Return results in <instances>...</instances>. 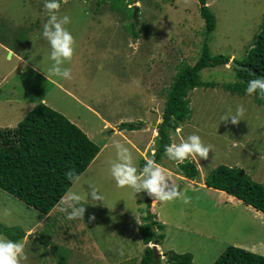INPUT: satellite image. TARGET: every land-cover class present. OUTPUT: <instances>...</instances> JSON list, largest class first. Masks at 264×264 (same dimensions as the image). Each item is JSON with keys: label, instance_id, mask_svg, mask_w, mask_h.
Here are the masks:
<instances>
[{"label": "rangeland", "instance_id": "1", "mask_svg": "<svg viewBox=\"0 0 264 264\" xmlns=\"http://www.w3.org/2000/svg\"><path fill=\"white\" fill-rule=\"evenodd\" d=\"M134 2L136 20L127 7L133 2L118 10L110 0H0V40L8 45L0 47V127L14 126L42 101L101 147L52 209L62 202L55 220L42 222L37 210L0 189V225L26 234L15 244L0 234V264H62L70 257L63 241L74 251L90 247L75 264H139L145 245L138 208L145 209L147 190L145 177L131 171L141 161L134 147L151 158L166 88L178 64L198 57L204 20L197 0ZM205 2L216 19L210 54L239 62L264 23V0ZM199 75L213 85L188 92L190 117L168 133L179 161H192L199 174L190 183L179 179L174 157L164 154L158 167L166 174L153 184L161 264H170L168 251L191 253L190 264H212L227 245L264 255V215L201 184L219 164L241 167L264 184V101L222 86L235 80L228 63ZM126 121L141 127L118 130Z\"/></svg>", "mask_w": 264, "mask_h": 264}, {"label": "trees", "instance_id": "2", "mask_svg": "<svg viewBox=\"0 0 264 264\" xmlns=\"http://www.w3.org/2000/svg\"><path fill=\"white\" fill-rule=\"evenodd\" d=\"M134 1L131 0L126 4L124 0H110V4L120 10L125 4L128 5ZM197 2L199 14L204 20V37L200 53L192 64L177 65V71L166 88L161 122L156 126L157 134L151 162L140 161V166L146 167L144 176L147 194L145 209L138 208L139 218L142 222L137 225V234L145 245L139 264L152 263L153 249L149 243L160 244L164 237L163 233L159 231L163 229V224L157 219L155 220V214H151L149 211L154 187L151 182L152 163H158L167 153L178 157L174 152L167 151L170 141L168 133L170 130L174 131L178 125L190 117L188 92L195 87L213 85V82L202 81L199 72L204 68L226 64L230 59L229 55L212 56L210 54L207 38L215 27L216 19L205 0H197ZM130 26L131 32L135 36L134 23L131 22ZM1 43L6 42L1 41ZM238 63L245 65L246 68L229 66L234 73L235 80L226 82L222 86L232 94H251L257 99V102L263 103L264 23L259 28L245 56ZM118 127V130H133L141 127V124L126 121L121 122ZM100 149L101 147L92 141L78 125L62 113L39 101L25 112L14 126L0 127V189L8 192L27 207L37 210L40 214L39 217L43 218L54 209ZM176 164L178 171L186 178L194 179L199 174L198 168L192 161L184 159ZM131 171L134 174L137 173V170ZM204 184L225 191L264 213V184L252 179L241 167L219 164L204 178ZM61 204L62 202L59 204L60 207L52 210L49 215L54 220L62 217L60 214ZM144 211L145 213H142ZM47 225L45 223L44 226ZM0 234L9 238L13 244L16 243L17 238L24 237V233L19 229L2 225H0ZM39 242L47 245L50 241L43 238ZM62 245L70 255L68 260L61 261L62 264H75L76 261H80L78 256L80 257V252L87 246L82 245L74 251L69 249V244L65 241L62 242ZM88 248L90 247H86V249ZM164 254L166 261L170 264H190L192 260V255L189 252L168 251ZM98 259H102L99 263L108 262L104 257ZM156 264H161L160 260ZM212 264H264V255L240 246L227 245Z\"/></svg>", "mask_w": 264, "mask_h": 264}, {"label": "clouds", "instance_id": "3", "mask_svg": "<svg viewBox=\"0 0 264 264\" xmlns=\"http://www.w3.org/2000/svg\"><path fill=\"white\" fill-rule=\"evenodd\" d=\"M135 2H133L132 4H134ZM136 4V3H135ZM137 5V4H136ZM130 7L132 8V5H130ZM133 9V8H132ZM135 20H136V17L134 18ZM229 60H232V59H229ZM236 62V61H235ZM135 122V121H134ZM138 123H140V122H138ZM152 125V124H151ZM153 126V125H152ZM179 127V125L174 129V131L177 129ZM173 146L174 145H172L171 146V148H170V144H169V147H168V152H174V154H176V155H178V157L176 158L175 156H173L174 157V159H175V162L177 163V161L178 162H182V161H179V159L181 158V153L179 152V150H174L173 149ZM134 147V146H133ZM134 149H135V151H136V153L141 157V161L143 160V161H145V162H151L150 160H151V158L150 159H148L147 157H146V148L144 149V152H142L139 148H136V147H134ZM154 154V148L153 149H151V155H153ZM167 154H169V153H167ZM190 161V160H189ZM153 164V170H152V172L154 171V169L156 168V166H159L158 165V163H152ZM197 168V167H196ZM137 170V173H136V175L137 176H142V177H145L144 176V172H145V170H146V167H141L140 166V162H138V166H137V168H131V170ZM160 169H162L163 170V173L164 174H166V170L165 169H163V166H161V167H157V170L159 171ZM152 172H151V182H152V184H154V183H160V180H157L158 178H157V176L156 175H154V177H153V180H157L156 182L154 181V183H153V180H152ZM133 173V172H132ZM134 174V173H133ZM169 174V172L167 173V175ZM174 174H175V176H177L179 179H181V180H185V181H187V182H189L190 183V181L188 180L189 178H187L186 179V177H184L183 175H181V174H179V173H176V172H174ZM195 179V178H194ZM194 179H191V180H194ZM162 180V179H161ZM201 184L203 185L204 184V180H203V182H201ZM205 185V184H204ZM206 186V185H205ZM206 187H209V186H206ZM209 188H212V187H209ZM212 189H214V190H217V191H219L221 194H224V193H222V190H219V189H215V188H212ZM147 190V189H146ZM223 192H225V191H223ZM225 194H226V197H229V195L230 194H228V193H226L225 192ZM224 194V195H225ZM230 196H232V195H230ZM233 198H236V197H234V196H232ZM237 199V198H236ZM144 200H145V198H144ZM152 200H154V202H155V204H157V199H154L153 197H152V199H151V201H150V203H149V211H150V213L151 214H155V213H153V206L155 205H153L152 207H151V203H152ZM238 200H240V199H238ZM243 203V202H242ZM68 204V203H67ZM248 206H250V205H248ZM150 207H151V209H152V211H151V209H150ZM252 207V206H251ZM252 209H254L255 211H258V210H256L255 208H253L252 207ZM260 212V211H259ZM262 215H264V213H262V212H260ZM157 215L155 214V216H154V218H155V220L157 219V217H156ZM158 220V219H157ZM161 223V222H160ZM28 232H30L29 230H26V233H28ZM26 234L24 233V237L23 238H25L26 239V236H25ZM29 235V234H28ZM23 238H21V240L23 239ZM150 244H152V245H150ZM159 245L160 244H155V243H149V246H151V248L153 249V247L154 248H156L157 249V251H158V253L160 254V252H159ZM16 246V245H15ZM45 246H48V243H47V245H45ZM141 259V258H140ZM161 259V257L159 256V258H158V260H157V262L159 261ZM153 262V261H152ZM156 262V263H157ZM139 263H140V261H139ZM155 263V264H156ZM152 264V263H151Z\"/></svg>", "mask_w": 264, "mask_h": 264}, {"label": "crops", "instance_id": "4", "mask_svg": "<svg viewBox=\"0 0 264 264\" xmlns=\"http://www.w3.org/2000/svg\"><path fill=\"white\" fill-rule=\"evenodd\" d=\"M0 47H1V49H3V50H6L7 48H8V45L6 44V43H1V41H0ZM9 52H10V54L12 53V51L11 50H9ZM10 56V55H9ZM9 56H7V57H9ZM25 102V101H24ZM29 104V103H28ZM34 103H31L30 105H29V107H27V105H26V107L24 106V107H22L21 109H20V112H25V111H27L28 110V108H30L32 105H33ZM86 133V132H85ZM144 149H145V147H144ZM157 167L158 166H156V168L154 169V171L152 172V180H153V177H154V175H156L157 176V180H161V179H163V177H164V173H163V170L162 169H160L159 171L157 170ZM156 180V181H157ZM154 181L155 180H153V183H154ZM223 192V191H222ZM223 193H225V192H223ZM224 195V194H223ZM226 195V194H225ZM229 198H233L232 196H230L229 195ZM58 207H60V206H58ZM255 211V210H254ZM257 212V211H256ZM50 213H52V211L50 212ZM50 213L48 214V215H46V216H44L43 218H41V219H43L42 220V222H44L45 220H46V218H48V216L50 215Z\"/></svg>", "mask_w": 264, "mask_h": 264}, {"label": "water", "instance_id": "5", "mask_svg": "<svg viewBox=\"0 0 264 264\" xmlns=\"http://www.w3.org/2000/svg\"><path fill=\"white\" fill-rule=\"evenodd\" d=\"M132 8H133V16L135 18L137 5L135 3L132 4ZM9 55H10V52L8 51L7 56H9ZM228 66H233L235 68H246L245 65L239 64V63L235 62L234 60H229ZM158 258H159V253H158L157 249L153 247V262H152V264H155L157 262Z\"/></svg>", "mask_w": 264, "mask_h": 264}]
</instances>
